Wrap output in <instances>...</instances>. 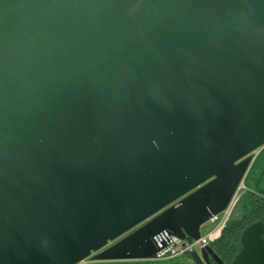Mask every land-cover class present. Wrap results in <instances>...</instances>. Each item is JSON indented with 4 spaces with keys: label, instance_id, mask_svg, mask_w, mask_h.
Listing matches in <instances>:
<instances>
[{
    "label": "water",
    "instance_id": "water-1",
    "mask_svg": "<svg viewBox=\"0 0 264 264\" xmlns=\"http://www.w3.org/2000/svg\"><path fill=\"white\" fill-rule=\"evenodd\" d=\"M263 147L264 0H0V264L198 239ZM263 233L229 264H264Z\"/></svg>",
    "mask_w": 264,
    "mask_h": 264
},
{
    "label": "trees",
    "instance_id": "trees-1",
    "mask_svg": "<svg viewBox=\"0 0 264 264\" xmlns=\"http://www.w3.org/2000/svg\"><path fill=\"white\" fill-rule=\"evenodd\" d=\"M257 166L258 161L251 167V176ZM261 180L257 186L255 184V188L247 195L246 212H241L237 220L225 224L220 235L210 244L216 254L227 264L231 262L240 249L239 235L241 231L254 221H261L264 224V188L260 187ZM254 183H256V177ZM262 237L264 240V233ZM118 262H99L95 264H117Z\"/></svg>",
    "mask_w": 264,
    "mask_h": 264
},
{
    "label": "built area",
    "instance_id": "built-area-1",
    "mask_svg": "<svg viewBox=\"0 0 264 264\" xmlns=\"http://www.w3.org/2000/svg\"><path fill=\"white\" fill-rule=\"evenodd\" d=\"M242 188H244L243 181L241 182L237 192ZM229 206L223 211L210 217L209 221L213 223L215 227L212 228L207 234H201L198 239L185 238L183 240L176 236H168L165 245L160 247L159 250L154 253L151 260L185 257L192 263L189 257V251L191 249L198 251L201 248L210 245L220 235L221 229L224 226L222 225V221Z\"/></svg>",
    "mask_w": 264,
    "mask_h": 264
},
{
    "label": "rangeland",
    "instance_id": "rangeland-1",
    "mask_svg": "<svg viewBox=\"0 0 264 264\" xmlns=\"http://www.w3.org/2000/svg\"><path fill=\"white\" fill-rule=\"evenodd\" d=\"M260 156H258L259 158ZM254 165V164H253ZM252 165V167H253ZM251 169L250 171L246 174L243 184L244 188L240 189L236 195L234 196L225 216L222 221V225L231 223L235 220H237L241 212H246V202H247V195L250 191H252L253 188H255L254 183V178L257 176V170L258 168H255V171L252 173L253 175L251 176ZM261 188H264V176L262 177ZM215 225L211 223L210 221L205 222L204 224L201 225V233L202 234H207L212 228H214ZM151 263V264H187L185 261H187V258L185 257H179V258H169V259H164V260H144L141 262ZM120 262V261H119ZM118 262V263H119ZM92 264L99 263V262H91Z\"/></svg>",
    "mask_w": 264,
    "mask_h": 264
},
{
    "label": "flooded vegetation",
    "instance_id": "flooded-vegetation-1",
    "mask_svg": "<svg viewBox=\"0 0 264 264\" xmlns=\"http://www.w3.org/2000/svg\"><path fill=\"white\" fill-rule=\"evenodd\" d=\"M258 156H260V157L258 158ZM256 161H258V166H257L258 170H257V176H256V181H257V179L260 177V173H261V171H262L263 168H264V147H263L262 149H260V150L256 153L252 165H253ZM252 165L250 166V168L252 167ZM250 168H249V170L247 171V173L250 171ZM247 173H246V174H247ZM245 176H246V175H245ZM263 176H264V173H263V175L261 176V179H262ZM244 178H245V177H244ZM261 179H260V180H261ZM243 180H244V179H243ZM259 182H260V181H259ZM258 184H259V183H258ZM81 264H92V263L89 262V261H86V262L81 263Z\"/></svg>",
    "mask_w": 264,
    "mask_h": 264
},
{
    "label": "crops",
    "instance_id": "crops-1",
    "mask_svg": "<svg viewBox=\"0 0 264 264\" xmlns=\"http://www.w3.org/2000/svg\"><path fill=\"white\" fill-rule=\"evenodd\" d=\"M200 229H201V227H200ZM200 232H201V230H200ZM141 261H144V260L120 261V263H117V264H151V263H147V261H145V262H141ZM185 262L187 264H193L188 260Z\"/></svg>",
    "mask_w": 264,
    "mask_h": 264
}]
</instances>
